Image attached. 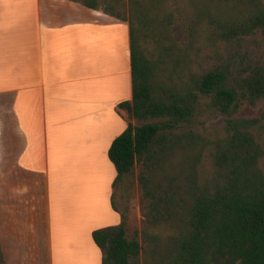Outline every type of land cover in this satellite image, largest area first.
Wrapping results in <instances>:
<instances>
[{"label": "trees", "instance_id": "trees-1", "mask_svg": "<svg viewBox=\"0 0 264 264\" xmlns=\"http://www.w3.org/2000/svg\"><path fill=\"white\" fill-rule=\"evenodd\" d=\"M69 1L129 28L132 98L117 108L138 124L128 122L107 151L116 172L110 204L119 223L91 233L101 264H264V145L250 132L258 120L234 119L241 99L264 98V64L239 77L234 63L199 73L181 68L169 41L162 54H154L149 45L155 35L169 37L167 0ZM223 1L232 2L208 0L207 7ZM203 12L197 8V18ZM259 27L264 11L230 32L247 34ZM163 64H169L171 75L177 68L185 71V81L160 82ZM208 112L221 119L214 138L204 133ZM204 158L207 173L200 170ZM135 183L144 227L129 237L127 203ZM0 264H7L1 241Z\"/></svg>", "mask_w": 264, "mask_h": 264}, {"label": "crops", "instance_id": "crops-1", "mask_svg": "<svg viewBox=\"0 0 264 264\" xmlns=\"http://www.w3.org/2000/svg\"><path fill=\"white\" fill-rule=\"evenodd\" d=\"M131 98L127 22L69 0H0V99L8 101L0 104V241L7 264H53L54 245L61 258L101 264L91 233L119 223L107 151L127 126L117 105ZM50 155L73 160L72 172L66 161L54 165L53 189ZM82 163L98 187L94 211L65 228L61 211L53 218L52 192L75 182ZM36 182L45 188L39 221L26 216ZM55 222L62 228L54 239ZM31 256L42 261L25 262Z\"/></svg>", "mask_w": 264, "mask_h": 264}, {"label": "rangeland", "instance_id": "rangeland-1", "mask_svg": "<svg viewBox=\"0 0 264 264\" xmlns=\"http://www.w3.org/2000/svg\"><path fill=\"white\" fill-rule=\"evenodd\" d=\"M167 5L169 12L172 14L171 23L168 28L169 37L166 34L155 35V38L150 41L149 45L150 50L154 54H162V49L169 41L175 44L177 48L173 52V55L181 68L188 67L192 71L199 73L203 72L207 67L213 68L218 66L220 69H227L226 67H230L234 63V73L239 77L247 76L254 67L264 64V27L256 28L247 34H239L238 32L234 36L230 32V30L234 29L235 33L240 26L247 23L255 14L264 11V0H232L230 3L223 1L217 5H212L210 8L207 7L208 0H167ZM199 7L204 12L200 13V18H197L195 11ZM207 10L209 12H206ZM207 14H210L211 17H208ZM160 17H164L163 12L160 14ZM194 21H198L197 24ZM162 68L160 82L167 81L168 83L179 84L180 81H185L186 72L181 71L180 68H177L175 75L170 74L169 64H163ZM5 103H8L7 99H0V104ZM0 115L2 114L0 113ZM124 117L127 123L138 124L126 112H124ZM234 119L258 120V124L250 132L260 144L264 145V98L255 100L253 103L248 99H241L240 107L234 115ZM203 128L205 129L204 133H206V136L214 138L218 135L221 128L220 116L217 113L208 112L203 118ZM29 151L34 154L38 153L35 149ZM64 161L70 166L73 160H62L61 157L54 158L53 160V157L51 158L50 155L47 172L51 179L52 189L54 188L52 185V170H54V165H61ZM32 165L36 169L42 170L43 166L40 161H33ZM72 166H70L71 172L73 170ZM74 167L76 168V166ZM261 168L264 169V160L261 162ZM209 169L207 159L204 158L200 170L203 173H207ZM84 170L83 167L82 171H79L80 177H77L76 181L73 178L75 182L67 181L65 185L62 184L60 193L52 192L53 218L54 220L56 217L58 218L61 211L64 216V223L66 224L65 228L70 227L75 217L76 220L82 218V215L91 217L94 211L92 204L96 203L95 192L98 191V187L94 180L90 183L89 175L87 171L83 173ZM139 170V166H136L134 171L135 178ZM7 179L16 184L14 178ZM130 194L131 196L127 203L129 211L126 229L129 237L135 232H140L144 227V218L141 214L143 200L137 183L134 184ZM44 196L45 188L43 190L42 182L39 184L36 182L32 202L30 203V213L26 214L27 217L31 216L34 218L36 216L38 221L42 220L44 216ZM58 198L59 200H57ZM120 201L119 193H116L115 203L118 207H120ZM56 222L53 225L54 239L57 234L56 228H62V225ZM99 222H96V224ZM93 224L94 222H88L86 229L92 227ZM89 244H92L91 239ZM54 246L55 256L53 257V264H86L85 261L79 260L76 256L61 258V256L56 254L59 251L58 248L56 245ZM40 261H42V258L39 256H31L25 260L28 263H38Z\"/></svg>", "mask_w": 264, "mask_h": 264}]
</instances>
